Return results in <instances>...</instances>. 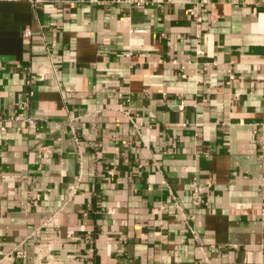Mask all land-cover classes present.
Listing matches in <instances>:
<instances>
[{
  "label": "crops",
  "instance_id": "obj_1",
  "mask_svg": "<svg viewBox=\"0 0 264 264\" xmlns=\"http://www.w3.org/2000/svg\"><path fill=\"white\" fill-rule=\"evenodd\" d=\"M0 124V264H264V0H0Z\"/></svg>",
  "mask_w": 264,
  "mask_h": 264
},
{
  "label": "built area",
  "instance_id": "obj_2",
  "mask_svg": "<svg viewBox=\"0 0 264 264\" xmlns=\"http://www.w3.org/2000/svg\"><path fill=\"white\" fill-rule=\"evenodd\" d=\"M31 1L33 2V4H35L38 0H31ZM130 1L135 3V4H137V5H142V4H144V3L148 2V1H151V2H153L155 4H157V5H161L165 0H130ZM191 13H193L194 15L197 16V14H195V12L193 10H191ZM6 129L7 128H6L5 125L0 124V130L1 131L5 132ZM197 192H198V189L196 188L194 190V193L196 194Z\"/></svg>",
  "mask_w": 264,
  "mask_h": 264
}]
</instances>
